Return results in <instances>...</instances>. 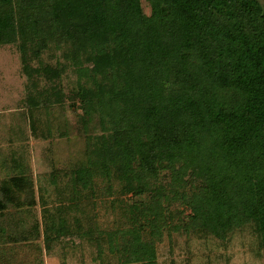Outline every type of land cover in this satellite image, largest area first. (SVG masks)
<instances>
[{
  "label": "trees",
  "instance_id": "16d2710c",
  "mask_svg": "<svg viewBox=\"0 0 264 264\" xmlns=\"http://www.w3.org/2000/svg\"><path fill=\"white\" fill-rule=\"evenodd\" d=\"M146 2L149 13L143 0H0V46L19 42L35 95L32 132L55 124L64 135L57 107L84 127L95 114L101 122L84 133V158L60 171L66 188L56 209L44 208L48 232L88 239L109 262L159 264L166 234L226 240L250 225L264 255V5ZM54 49L63 50L55 64L43 59ZM70 73L77 85L67 92ZM33 185L11 177L0 209L33 206ZM105 196L118 197L111 208L126 220L110 231L97 223ZM3 248L0 264H19Z\"/></svg>",
  "mask_w": 264,
  "mask_h": 264
},
{
  "label": "rangeland",
  "instance_id": "374dc122",
  "mask_svg": "<svg viewBox=\"0 0 264 264\" xmlns=\"http://www.w3.org/2000/svg\"><path fill=\"white\" fill-rule=\"evenodd\" d=\"M260 1L264 5V0ZM143 5L149 13L146 0H143ZM22 52L19 42L0 46V187L11 177L24 174L34 184L35 204L16 209L8 203L7 208L0 209V245H11L13 250L8 254L16 257L29 249L34 252L40 249L45 264H118L98 258L88 239H76L77 244H73V236H61L56 240L48 232L44 208L56 209L60 203L57 187L66 188L67 177L65 172L60 171H70L71 165L84 158V133L98 134L102 128L98 114L92 116L88 126L84 127L78 121L79 115L67 106L65 109L57 107L58 111L52 114V118L61 119L64 135L55 124L50 135L45 126L44 134H34L28 101L33 100L35 95L28 87ZM62 54L63 50H47L43 59L55 64L58 58L62 59ZM34 64L38 66L37 61ZM76 80L74 73L66 76L64 84L67 92L77 85ZM78 82L92 86L86 77ZM54 180L57 184L53 183ZM96 183L97 188L106 185L101 178H96ZM116 198L102 197L95 206L97 223L106 231L126 221L119 210L115 213L111 208V202ZM176 206L173 205V208ZM85 209L88 214L93 212L92 206ZM185 212L190 213V209L185 208ZM68 220L73 222L72 215L68 216ZM82 220L85 222L86 218ZM31 243L34 246L29 247ZM37 245L39 248H36ZM158 261L159 264H264V255L254 228L247 225L234 231L226 240L201 237L196 232L166 234L158 244Z\"/></svg>",
  "mask_w": 264,
  "mask_h": 264
},
{
  "label": "crops",
  "instance_id": "0c3cea01",
  "mask_svg": "<svg viewBox=\"0 0 264 264\" xmlns=\"http://www.w3.org/2000/svg\"><path fill=\"white\" fill-rule=\"evenodd\" d=\"M32 244V243H31ZM2 248H3V252L7 255V256H9V258H10V260L11 259H15L17 262H19V264H22V263H24V264H26L27 263V261H24V257L25 256H27V254L29 255L28 256V263L27 264H41V263H43V264H45L44 263V261L42 260L43 258H42V250H38V251H36V252H34V251H32L31 249H29L28 251H27V253H25V251H24V253H23V255H20V256H13V255H10V254H8V252H10V251H12L13 249L10 247L11 245H0ZM31 247V246H30ZM30 255H31V257H30ZM22 256V257H21ZM12 261V260H11ZM13 262V261H12Z\"/></svg>",
  "mask_w": 264,
  "mask_h": 264
}]
</instances>
